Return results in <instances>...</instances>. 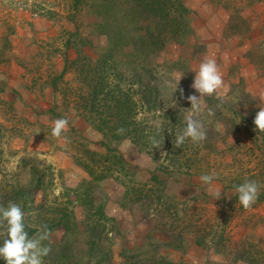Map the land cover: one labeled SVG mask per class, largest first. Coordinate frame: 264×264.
I'll return each instance as SVG.
<instances>
[{"label":"crops","instance_id":"0c3cea01","mask_svg":"<svg viewBox=\"0 0 264 264\" xmlns=\"http://www.w3.org/2000/svg\"><path fill=\"white\" fill-rule=\"evenodd\" d=\"M16 1L0 0V112L4 108L19 112L31 123L32 132L53 127L58 118L68 120L57 146L51 148L55 151L50 160L64 186L74 188L90 176L70 154L69 144H75L70 129L81 133L90 150L102 155L105 148L100 144L102 133L74 110L73 97L67 100L60 94L61 84L75 82L74 73L66 72L64 81L55 86L53 77L62 70L66 57L75 58L76 51L87 54L96 46L94 39L103 36L96 31L86 37L78 35L81 21L72 0H20L25 4L19 7L14 6ZM183 1L191 10V32L180 44L182 50H191L188 68L194 76L205 57L215 59L224 81L216 96H221L231 118L243 125L240 133H230L225 140L237 141L253 154L248 164L253 173L264 171V151L256 147L247 122L264 108V65L257 58L264 48V1ZM193 61H197L196 69ZM240 95L246 98L243 103L238 102ZM52 107L61 115L49 113ZM26 138L33 141L31 148L48 146L46 139ZM116 146L125 168L113 166L112 174L98 182L97 188L104 214L111 219L117 243L124 250L161 249L173 262L181 259L187 264H264L263 182L252 180L260 186L259 196L250 208H243L235 187L245 180L231 184L218 176L209 185L200 180L204 169L166 172L154 152L131 139H121ZM214 188L221 189L218 199L212 195ZM72 209L76 218L84 214L80 204ZM206 223L216 227L215 237L204 230ZM249 244L259 248L258 255Z\"/></svg>","mask_w":264,"mask_h":264},{"label":"rangeland","instance_id":"374dc122","mask_svg":"<svg viewBox=\"0 0 264 264\" xmlns=\"http://www.w3.org/2000/svg\"><path fill=\"white\" fill-rule=\"evenodd\" d=\"M19 1L14 2V6L19 7L25 4V1ZM76 13L77 18L81 21L78 35L89 36L90 32L96 30L94 23L88 20V17L91 19L93 17L84 9H80ZM94 41H96V46L91 48L87 54L95 55V52L99 50L98 47L106 43L104 36L102 40L98 38ZM190 52L191 50L186 47L182 50L180 44L177 43H169L161 51L157 58L159 65L157 70H154V80L158 88L156 106L151 110H143L136 105L134 110V117L141 126L146 127L150 134L158 132L162 137H166L163 142L157 144V149H153L162 169L172 172L187 167H191L192 170L204 169L206 174H212L214 177L220 176L221 179L230 181L231 184L241 180L252 181L255 178L263 182L264 185V171L260 170L253 173L251 171L253 167L248 166L252 162L250 157L254 158L253 154H250L251 152L247 149L245 150V147L239 142L228 143L225 140L230 133H240L243 125L231 118L232 113L225 107L221 96L217 97L216 93L201 98V111L196 116L206 132L205 140L198 144L186 140L180 147L175 146V135L183 131L186 116L190 112V109H186L190 108V102L186 97L194 93L191 92L192 88L189 86V80L193 77L188 68L192 65L190 57H188ZM75 53L78 54L77 51ZM260 56L262 58H259ZM257 58L264 65V48L263 53L260 51L257 54ZM193 62L195 63L193 67L196 69L197 61ZM182 73L178 89L184 90L183 95L176 91L171 96V90ZM63 81L64 79L61 78L58 80V84L60 85ZM76 85H78L76 81L70 84L64 82V86L61 84L60 94L63 93L65 99H70L74 96L73 91ZM133 87H136V84ZM164 121H167L166 126L163 124ZM30 126L31 123L28 119L20 115L19 112L12 113L10 110L5 111V108L2 113L0 112V206H6L9 203H16L21 206L26 224L34 229L33 233H28L30 238L35 239L45 229L47 230L48 238L42 241V244L50 250L43 257V264H95L96 260L106 255L108 251H110L109 261L103 264H139L144 263L153 254L164 256L170 260L161 249L154 248L152 251H146L132 248L124 250L121 242H118L120 243L119 247L117 245L118 232L112 228L111 222H107L106 228H102L101 231L97 229L92 238L95 245L88 250L87 240L89 237H87L86 229L90 222L85 220L84 211L81 218L75 217L72 208L76 204L69 205L67 210L70 211L71 209L73 216V220L71 219L74 223L72 229L68 232H64L62 228L50 231L47 226H49L51 218L58 219L63 212L65 205L63 192L73 187L64 186L59 170L51 164L50 159L53 158L52 154L55 151L51 148L53 144L57 146L56 141H58V137L51 134L52 126L45 130H36V132L30 131L32 129ZM26 135L46 139L48 148L46 147L45 150L31 148L33 141L27 142ZM69 145L71 146L70 154L74 155L81 151L73 142ZM170 157L176 159L178 163L172 164ZM33 170L36 177L43 174L39 190L33 188L36 183ZM96 192L100 193L99 188L96 189ZM32 197L34 202H30ZM99 198L102 200L101 197ZM209 225L206 223L204 230L215 237L216 227L211 228ZM5 235L6 229L3 224H0V241L4 239ZM248 247L252 248L257 255L259 254V248L256 245L249 244ZM120 248L122 251H119ZM129 255L134 257L128 260L125 256ZM211 262L216 261L212 260ZM174 263L187 264L181 259ZM0 264H2V260H0Z\"/></svg>","mask_w":264,"mask_h":264},{"label":"trees","instance_id":"16d2710c","mask_svg":"<svg viewBox=\"0 0 264 264\" xmlns=\"http://www.w3.org/2000/svg\"><path fill=\"white\" fill-rule=\"evenodd\" d=\"M72 8L74 11L84 9L89 12L95 31L105 37L106 43L98 47L95 55L79 52L73 59L66 57L62 70L53 77V86L66 72L74 73L78 85L73 91V108L102 133L100 144L105 153L100 155L90 150L81 133L73 127L70 129L69 136L75 133V146L81 150L72 155L74 161L88 172L90 178L63 192V212L58 219L52 217L47 228L50 231L57 228L70 231L74 223L71 209L67 211L69 205H82L85 220L90 222L86 229L90 250L95 245L92 238L97 229L101 231L106 228L107 222H111L104 214L103 201L96 192L97 183L112 174L113 166L125 168L116 143L129 138L143 149L154 152L157 144L166 138L158 132L150 134L136 120L134 110L136 105L143 110L156 106L158 88L154 70L159 65L158 55L169 43L181 44L189 35L190 9L183 0H72ZM134 84L136 87H133ZM245 99L244 95H240L238 102L243 103ZM49 113L61 115L56 107L49 109ZM247 122L252 127L250 134L254 135L256 147L264 151V131L256 129L250 118ZM163 124L166 126L167 121ZM170 159L172 164L178 163L176 159ZM32 172L35 173L34 170ZM35 178L33 188L39 190L43 174L36 177L35 173ZM30 202H34L33 197ZM25 230L29 234L34 231L26 222ZM108 252L95 264L109 261ZM125 257L129 260L134 256ZM139 264L175 263L153 254Z\"/></svg>","mask_w":264,"mask_h":264},{"label":"clouds","instance_id":"9594fccd","mask_svg":"<svg viewBox=\"0 0 264 264\" xmlns=\"http://www.w3.org/2000/svg\"><path fill=\"white\" fill-rule=\"evenodd\" d=\"M183 75L180 74L176 80L175 86L171 90V96L179 91L183 95V89H178V83ZM224 84L222 74L214 58L205 57L194 72L190 87L194 93L186 97L190 102L189 114L185 119V126L181 133L175 135L174 144L180 147L186 140L193 144H198L205 140L206 132L197 114L201 111V97L212 95ZM198 93L199 95H197ZM162 115V114H161ZM253 123L259 131H264V108L255 114ZM68 120L58 118L53 121L51 134L60 137L66 130ZM119 131H123L120 129ZM214 179L212 174H204L200 177L202 182L211 185ZM260 186L255 181H245L235 187L237 202L243 208H250L259 196ZM212 195L218 199L221 195V189L214 188ZM0 224L6 229V235L0 241V260L4 264H43L49 248L42 244V241L48 238V232L45 229L37 238H30L25 230L24 211L16 203H9L6 206H0Z\"/></svg>","mask_w":264,"mask_h":264}]
</instances>
